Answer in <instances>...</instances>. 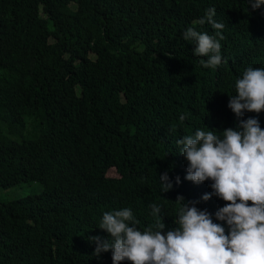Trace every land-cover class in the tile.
I'll list each match as a JSON object with an SVG mask.
<instances>
[{
	"label": "trees",
	"instance_id": "obj_1",
	"mask_svg": "<svg viewBox=\"0 0 264 264\" xmlns=\"http://www.w3.org/2000/svg\"><path fill=\"white\" fill-rule=\"evenodd\" d=\"M211 8L222 30L194 23ZM237 22L256 29L249 47ZM189 27L219 40V66H202ZM248 66L264 68V5L248 0H0V188L28 190L0 201V264H113L89 239L109 238L105 212L130 208L140 230L152 203L176 218L178 195L208 187L185 179L177 140L236 127Z\"/></svg>",
	"mask_w": 264,
	"mask_h": 264
},
{
	"label": "clouds",
	"instance_id": "obj_2",
	"mask_svg": "<svg viewBox=\"0 0 264 264\" xmlns=\"http://www.w3.org/2000/svg\"><path fill=\"white\" fill-rule=\"evenodd\" d=\"M248 3L256 10L264 0ZM215 14V8L208 9L194 23L222 30L225 25L213 19ZM237 23L249 29L240 39V45L249 47L256 29ZM216 35L223 39L219 31ZM183 39L195 43V56L207 57L201 60L204 68L222 63L221 44L214 36L189 27ZM235 91L228 103L238 121L235 128L206 126L208 131L197 129L177 140L179 154L187 161L185 179L208 187L191 201L178 195L176 218L162 217L161 207L150 204L155 220L144 230L138 229L130 208L105 212L98 228L109 238H89L97 245L93 256L111 251L113 264H264V68L248 66L235 81ZM246 112L260 113L261 118L243 119ZM159 181L162 193L172 189L167 172ZM163 218L171 227L166 233Z\"/></svg>",
	"mask_w": 264,
	"mask_h": 264
},
{
	"label": "rangeland",
	"instance_id": "obj_3",
	"mask_svg": "<svg viewBox=\"0 0 264 264\" xmlns=\"http://www.w3.org/2000/svg\"><path fill=\"white\" fill-rule=\"evenodd\" d=\"M109 175L115 176L117 172L115 169H111L109 171ZM28 190L24 185L11 187L8 189L0 188V201L9 200L11 198H15L21 195L27 194Z\"/></svg>",
	"mask_w": 264,
	"mask_h": 264
}]
</instances>
